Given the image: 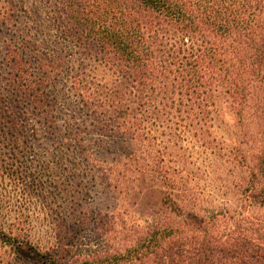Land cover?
<instances>
[{"label": "rangeland", "instance_id": "1", "mask_svg": "<svg viewBox=\"0 0 264 264\" xmlns=\"http://www.w3.org/2000/svg\"><path fill=\"white\" fill-rule=\"evenodd\" d=\"M68 1L0 0V15L9 10L15 18L4 26L0 16V108L18 116L14 134H0L5 264L15 262L2 234L18 218L26 221L25 239L58 249L71 264L96 249L124 252L157 225L183 224L188 215L204 223L191 234L197 247L264 238V206L252 198L264 183L263 126L222 87L197 91L189 110L186 96L180 105L186 90L175 74L164 89L148 66L126 61L111 45L78 40ZM122 19L111 12L104 21ZM183 47L187 54L203 45L194 38ZM15 48L35 73L34 50L57 58L60 76L42 93L26 92L9 58Z\"/></svg>", "mask_w": 264, "mask_h": 264}, {"label": "trees", "instance_id": "2", "mask_svg": "<svg viewBox=\"0 0 264 264\" xmlns=\"http://www.w3.org/2000/svg\"><path fill=\"white\" fill-rule=\"evenodd\" d=\"M127 1L125 5L123 0H93L94 8H88L85 0L68 1L71 35L78 33V40L97 41L101 47L111 45L126 61L148 66L157 73L164 89L168 88L169 75L175 74L186 90L185 95L183 91L180 94V105L186 96L189 110L199 97L197 91L222 87L242 112L264 128V0ZM111 12L123 15V19L106 26L104 19ZM0 16L4 26L15 22L12 11L5 10ZM175 36L182 38L170 44ZM194 38L201 40L203 48L186 54L183 46ZM9 58L28 93H42L40 88L60 76L62 65L57 58L40 56L37 50L33 51V60L38 64V73L26 64L22 49H10ZM34 98L36 104L40 103L39 96ZM85 103L92 105L87 100ZM17 123V115L0 108V134H14L12 129H17ZM6 124L11 128H5ZM0 165L4 164L0 161ZM252 193V198L264 206V183ZM165 201L170 202L169 198ZM172 209L180 215L176 203ZM25 222L18 218L2 234L1 244L13 253L15 264H25V254L36 264H71L63 262L58 249L42 250L25 239ZM194 228L204 229L203 220L188 215L183 224L157 225L124 252L96 249L76 258L83 259L80 264H193L191 255L195 250V264H264L261 236L249 243L239 235L227 246L201 242L197 247L191 240ZM4 253L0 251V264H5ZM71 260L74 264L75 258Z\"/></svg>", "mask_w": 264, "mask_h": 264}]
</instances>
